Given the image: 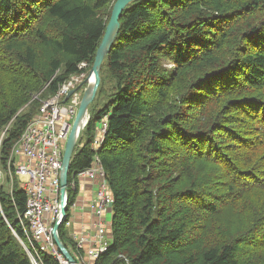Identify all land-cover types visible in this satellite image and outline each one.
<instances>
[{"label": "trees", "instance_id": "trees-1", "mask_svg": "<svg viewBox=\"0 0 264 264\" xmlns=\"http://www.w3.org/2000/svg\"><path fill=\"white\" fill-rule=\"evenodd\" d=\"M115 2L0 0L4 173L41 102L92 67ZM87 110L67 181L97 157L112 193L111 243L94 264H264V0L132 2ZM3 189L0 264H30L14 237L25 195Z\"/></svg>", "mask_w": 264, "mask_h": 264}, {"label": "built area", "instance_id": "built-area-1", "mask_svg": "<svg viewBox=\"0 0 264 264\" xmlns=\"http://www.w3.org/2000/svg\"><path fill=\"white\" fill-rule=\"evenodd\" d=\"M88 68L86 63L79 64L78 73L63 82L48 101L41 103L37 116L11 150L6 173L0 172V180L3 178L6 182L9 194L16 181L25 195V210L18 217L23 238L13 234L30 264H44L43 256L52 258L57 264H72L60 248L65 249L73 264H94L111 243L113 197L97 157H93L89 168L76 176L75 182L69 184L66 181L61 194L64 147L82 95L92 78ZM88 119L87 110L77 139ZM105 132L106 121L102 120L96 129L93 150L99 147ZM75 184L80 185L77 196L86 186L95 189L92 199L84 204L90 222L77 225V229H73L75 223L72 219L77 196L70 206L68 194ZM60 229L67 232L68 239L74 244L73 249L63 245L59 238Z\"/></svg>", "mask_w": 264, "mask_h": 264}, {"label": "water", "instance_id": "water-1", "mask_svg": "<svg viewBox=\"0 0 264 264\" xmlns=\"http://www.w3.org/2000/svg\"><path fill=\"white\" fill-rule=\"evenodd\" d=\"M134 1L137 0H116V2L112 7L109 21L106 25L105 32L101 39V42L96 50L94 62L90 69V74L94 77V84L92 87L87 88L82 96L75 121L69 133L67 142L65 144L64 153H63V174L61 178V194L64 193V189L67 183L66 181H67L69 163L75 146L76 128L78 124L81 122L84 115L87 113V109L96 95L100 83V69L118 33L120 14L129 4H131ZM62 213L63 215L65 214L64 210L62 211ZM60 251L64 255V257L70 263L73 264V261L71 260L70 256L65 251V249L60 248Z\"/></svg>", "mask_w": 264, "mask_h": 264}, {"label": "crops", "instance_id": "crops-1", "mask_svg": "<svg viewBox=\"0 0 264 264\" xmlns=\"http://www.w3.org/2000/svg\"><path fill=\"white\" fill-rule=\"evenodd\" d=\"M94 190V187L89 185L84 188V192L78 194L76 209L72 214V219L75 223L73 229H77L79 224H88L90 222L84 204L86 205V202L92 199Z\"/></svg>", "mask_w": 264, "mask_h": 264}, {"label": "rangeland", "instance_id": "rangeland-1", "mask_svg": "<svg viewBox=\"0 0 264 264\" xmlns=\"http://www.w3.org/2000/svg\"><path fill=\"white\" fill-rule=\"evenodd\" d=\"M90 69H91V67L89 66V68L87 69V72H89ZM90 84H93V76H92V78H91V80H90ZM87 88H88V87H87ZM87 88H86V89H87ZM84 92H85V91H84ZM83 94H84V93H83ZM54 95H55V94H54ZM54 95H53V96H54ZM82 96H83V95H82ZM35 97L37 98V96H35ZM51 97H52V96H51ZM51 97H50V98H51ZM94 98H95V97H94ZM48 99H49V98H48ZM48 99H46L45 101H48ZM42 102H43V101H42ZM42 102H41V103H42ZM92 102H93V101H92ZM92 102H91V103H92ZM40 107H41V106H40ZM39 109H40V108H39ZM38 112H39V111H38ZM37 114H38V113H37ZM37 114L33 117V119L37 116ZM75 118H76V117H75ZM33 119H32V120H33ZM32 120L28 123V125L32 122ZM74 121H75V119H74ZM74 121H73V123H74ZM73 123H72V126H73ZM28 125H27V126H28ZM27 126H26V127H27ZM80 127H81V126L78 125L77 128H80ZM25 129H26V128H25ZM25 129H24V130H25ZM23 132H24V131H23ZM21 135H22V134H21ZM20 137H21V136H20ZM68 137H69V136H68ZM68 137H67V139H68ZM78 139H79V138H78ZM78 139H77V141H78ZM75 141H76V140H75ZM77 141L75 142V146H74L73 153L75 152V149H76V146H77ZM66 142H67V140H66ZM65 144H66V143H65ZM64 148H65V147H64ZM73 153H72V155H73ZM71 157H72V156H71ZM19 163H20V161H19ZM6 167H7V163H6ZM0 172H1L2 174H4L3 170H0ZM77 180H79V178H78ZM15 182H16V181H15ZM15 182H14V183H15ZM0 186H2V187L4 188L3 190L6 191V192L9 190V188H7V186H6V182L4 181L3 178H2V180H0ZM78 189L80 190V185L78 186ZM109 240H110V238H109Z\"/></svg>", "mask_w": 264, "mask_h": 264}, {"label": "bare ground", "instance_id": "bare-ground-1", "mask_svg": "<svg viewBox=\"0 0 264 264\" xmlns=\"http://www.w3.org/2000/svg\"><path fill=\"white\" fill-rule=\"evenodd\" d=\"M93 84H94V77H93ZM93 84H90V83H89V87H92ZM89 87H88V88H89ZM83 120H84V117L82 118L81 122L78 124V125L81 126L80 129L82 128V122H83ZM77 127H78V126H77ZM80 129H79V128H76V130H78V131H77V133H75V136L77 135L76 138H75V140H76L77 137H78V132L80 131ZM79 222H80V221H79Z\"/></svg>", "mask_w": 264, "mask_h": 264}, {"label": "flooded vegetation", "instance_id": "flooded-vegetation-1", "mask_svg": "<svg viewBox=\"0 0 264 264\" xmlns=\"http://www.w3.org/2000/svg\"><path fill=\"white\" fill-rule=\"evenodd\" d=\"M77 131H78V130H76V133H77ZM76 136H77V135H76ZM76 136H75V138H76Z\"/></svg>", "mask_w": 264, "mask_h": 264}]
</instances>
